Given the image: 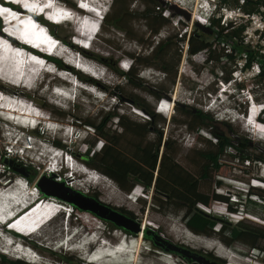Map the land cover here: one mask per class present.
<instances>
[{"label": "rangeland", "instance_id": "1", "mask_svg": "<svg viewBox=\"0 0 264 264\" xmlns=\"http://www.w3.org/2000/svg\"><path fill=\"white\" fill-rule=\"evenodd\" d=\"M55 1L57 5L75 7L77 0ZM97 1L92 0L89 3L97 8L103 7L102 9H92L88 6V1L81 4L86 9L95 11V18H89L88 22L93 30L98 27L88 48L84 49L85 60L81 64L85 69L78 70L85 77H76V86L55 78L54 75L46 77L47 80L54 79L49 82L53 87L64 88L67 92L64 93L65 96L56 93L54 95L52 89L49 90V83L29 90L0 79V89L4 93L13 91L19 96L22 95L21 98L26 97L44 113L43 116L48 117L44 118L46 120L37 121L38 125L34 129L21 121V115L17 120V114H13L16 119L10 118V121L4 116L0 117V182L5 186L2 191H6L4 196L8 195L7 190L20 191L17 185L27 186L28 191L34 193L35 183L40 176L49 177L50 172H53L56 181L63 182L75 191L93 196L99 202L138 220L140 226L144 224V228L157 231L160 238L176 246L187 247L201 255H210L217 258L215 261L224 264H264L262 239L257 241L255 247L251 246L249 239L234 242L233 247H229L217 234L195 233L183 221V208L175 204L158 208L153 190L160 156L164 143L168 140L174 161L198 180L199 191L210 199L208 205L199 204L198 208L217 219L218 223L213 229L215 232L220 229L222 237L228 238L227 228L235 224L254 233L258 230L264 231V161H241L235 151L227 150L219 157L220 167L210 169L207 177H201L202 165L205 163L201 152L217 149L214 131L237 134L241 140L249 137L252 144L264 143V122L260 120L264 119V112L261 110L264 105V76H257L256 71L260 64L264 65V61L255 58L251 67L241 68L244 55L234 47L235 40L227 37L218 39L213 33L225 28L227 22L242 24L239 34L242 41L239 43L264 54V0H224L226 5H220V8L218 4H222L221 0H101L100 5ZM175 5L184 9L183 12ZM157 9L164 17L161 22L157 16L148 14L149 10ZM77 12L81 13L79 10ZM146 12L149 15L147 17ZM103 15L108 20L118 18L115 22L117 26L110 25L105 20L100 21ZM219 18L220 26L217 28L214 22ZM59 25L56 35L70 43L72 35L85 29L81 22L77 25L62 21ZM198 27L208 34L206 40L209 47L190 55L188 40ZM181 35L183 39L180 38ZM78 37L76 35L72 39L85 43ZM159 43L164 44L156 51V57H152ZM92 56L102 58L103 62ZM121 62L124 66L129 65L128 69L122 68ZM115 65L123 71L133 68L140 85L135 86L127 78L118 75L113 70ZM31 66L29 68L33 69L34 66ZM226 75H231L230 84L224 83L222 79ZM235 83L243 87L242 92L236 88ZM88 89L93 91L88 92ZM155 95L163 97L156 98ZM250 98L253 106L248 111ZM133 99L141 101L155 115L148 116L145 111L136 108L132 103ZM163 101L169 102V105L157 110L158 103ZM187 107L209 112L218 122L208 128L198 127L196 121L186 112ZM245 109L246 113L243 114ZM114 112L123 116L124 122L129 126L127 131L121 132L118 118H109V114ZM102 121L105 122L104 132L110 137H116L115 149L124 156L136 157L139 148L146 144H157L158 156L147 191L139 184L135 185L136 190L125 191L82 159L90 146L94 145L92 149H99L104 143L103 138H96V133L89 124L93 122L98 125ZM64 129H68L69 135L71 131V135L64 134ZM55 141L66 143L67 148L57 147ZM248 150L254 156L263 154L255 145ZM2 157L5 163L11 164L12 161L19 160L26 165L27 170L19 168L24 173L23 176L4 167ZM64 159L68 163L71 161V164H67L71 168H66ZM55 166L57 172L52 171L56 169ZM28 169H34L37 175L26 184L25 180L31 173ZM76 170L83 171V174L75 177ZM17 178L24 182L13 186ZM85 181L86 184L83 185ZM216 193L227 197L229 202L226 199H214L213 195ZM38 194L41 196L40 192ZM44 199L45 203L42 201L39 206L46 211L43 215L47 214V220L41 224L47 228L46 234L44 231L32 232L35 226L33 228L28 225L26 229H19L12 225L13 229L21 233L31 232L22 239L33 245L34 252L30 253L24 245H15V250H12L0 244V253L13 259L15 264H31L23 261L26 257L19 254L17 248L22 253L33 254L35 260L32 264H60L63 262L60 257L68 258L71 261L69 264H119L117 262L122 259L118 260L117 257L89 261L95 263L85 260L88 261L87 258L97 249L99 240L105 239L108 244H118L117 239L123 236L121 233H125L123 230L111 227V224L93 217L90 212L72 208L60 200ZM24 221L18 222V225L24 224ZM0 231L1 238L8 240L5 228ZM72 232H76L74 240L65 244L64 238ZM126 235L121 238L124 245H131L136 241L137 235L141 238L137 264H189L181 256L164 252L152 245L141 233ZM93 238L98 241L85 250V253L81 254L76 250L83 245L84 240ZM17 256L20 258L17 259ZM132 258V254L128 257L126 255L123 258L125 263H122L131 264ZM196 263L201 264H193Z\"/></svg>", "mask_w": 264, "mask_h": 264}, {"label": "trees", "instance_id": "2", "mask_svg": "<svg viewBox=\"0 0 264 264\" xmlns=\"http://www.w3.org/2000/svg\"><path fill=\"white\" fill-rule=\"evenodd\" d=\"M117 1V0H113ZM222 4L219 2L218 8L220 5H226V1L221 0ZM158 8L160 9L159 5L157 4ZM148 14L155 15L157 18L161 20L164 17L161 15L160 10H149ZM146 12V17L149 16ZM43 21L47 27L49 28L50 32L56 36L59 40L69 44V41H65L59 38L55 31L60 26L59 24L50 23L43 18H39ZM105 20L110 25L117 26L115 23L118 18H111L106 19L103 16L102 21ZM220 18L214 22L216 27L219 28ZM238 27L240 29H238ZM243 28L242 24L237 25L234 24L232 21L227 22L225 28L220 29L218 32H213L218 39L220 38H233L235 40L234 47L236 50L241 54L244 55V63L241 68H249L251 67L255 58H261L264 61V54L259 50L255 51L254 48L242 46L239 42L242 39L239 37L241 29ZM198 30L195 32L193 31L188 40V53L190 55L195 54L201 50L207 49L209 47V42L206 40L208 34L203 32L201 27L197 28ZM223 30L226 32L223 33ZM183 39V35L180 37ZM237 40V41H236ZM164 43H159L157 49L152 53V57H156V51L159 50ZM79 50L84 54L85 50L83 48H79ZM85 55V54H84ZM94 59L98 60L99 62H103L102 58L98 56H92ZM54 60L58 65L62 66V62L57 58H51ZM113 70L120 76L127 78L131 81L135 86H139L140 83L138 82L139 79L134 75L135 71L132 69L128 71H123L122 69L118 68L117 65L113 67ZM72 71L77 75V77L84 78L85 76L80 73L78 70L72 69ZM257 76L263 77L264 76V65L260 64L259 71ZM133 78L135 80H133ZM224 82H230L231 75L222 76ZM84 80V79H83ZM222 80V81H223ZM241 86V85H240ZM156 98L163 97L162 95H155ZM134 106L142 111H145L148 116L155 115V112L151 109L146 108V106L139 100H132ZM186 110V109H185ZM186 112L188 115L194 119L197 123L198 127H211L214 126L218 120L209 112L202 111L200 109H192L187 107ZM264 112V105L263 110ZM246 113V109L243 111V114ZM109 118L116 117L118 118V123L121 129V132L128 130V125L124 122V118L122 115L117 113H110ZM262 122H264L263 118H260ZM93 127V131L96 133V138L101 137L104 139V143L99 149H95L94 145L90 146L86 150V155L82 157V159L95 170L101 172L102 174L106 175L108 178L112 179L116 182V184L123 190L129 191L132 190L135 185L139 184L143 188V190H148L151 185L152 179V171L155 167L158 152H157V144H153L152 146H145L138 149V155L136 157H127L123 154H120L115 149L117 142L114 140L115 136H108L105 132V122L102 121L101 124H95L93 122L89 123ZM191 128V127H190ZM114 133L116 131H113ZM215 137V144L216 150L215 151H206L201 152V156L205 159V163L202 165V173L201 177L205 178L208 176L210 169H218L220 167L219 157L227 150L235 151L237 157L243 160L249 159H257L259 161H264V143L256 142L252 144L249 137L243 138V140L239 139L237 134H231L229 132H213ZM56 146L58 147H65V144H61L59 141H55ZM257 146L262 151V155L254 156L251 152H249V148L252 146ZM90 154V156H88ZM2 164L4 167L11 169L15 174L23 176L24 173L18 171V168L23 167L27 170V166L24 165L21 161H12L11 164L5 163L4 158H1ZM31 169H28V171ZM37 175V172L32 169L31 173L27 176L26 181H32ZM164 177V178H163ZM38 189V188H37ZM154 197L155 202L158 205V208L163 207L167 204H175L179 208H183V221L185 225L195 233L198 234H217L219 239L229 247H233V243L240 241V240H251L252 247H255L258 240L262 239L264 241V231L258 230L257 233L252 232V230L247 229L245 227H241L239 224H235L227 228L226 235L228 238L222 237V231L219 229L218 231H214L213 229L216 228V224L218 223L217 219L210 216L209 214L204 213L202 210L198 208L199 204L208 205L210 199L201 193L198 189V180L193 177L190 173L186 170L181 168L173 158L172 149L170 145V141H166L164 143V150L161 153L158 172L154 182ZM41 196L44 194L41 192ZM44 197V196H43ZM93 197V196H92ZM214 199H226L229 202L227 197H224L222 194L216 193L213 195ZM95 198V197H93ZM264 198V196H262ZM96 199V198H95ZM251 201L250 199H248ZM232 203V202H231ZM69 206L75 208L72 204L68 203ZM96 218V216L93 215ZM103 221H106L100 218ZM107 222V221H106ZM108 223V222H107ZM110 225V224H109ZM113 227V225H110ZM117 228V227H116ZM120 229V228H119ZM125 233L133 235V232H130L127 229L121 228ZM154 234L158 235L157 231L146 227L142 230V237L145 240H148L152 243V245L158 247L160 250L164 252H168L170 254L179 255L183 258L187 263L193 264L195 261L191 256H184L175 252L173 250L167 249L166 247L157 244L154 237ZM185 248L189 251L191 255L194 256H201L204 259L208 260H217V258L212 257L210 255H201L195 250L189 249L187 247L180 246ZM210 256V257H209ZM19 259V258H17ZM16 260V259H15ZM21 260V259H20ZM60 260L63 263H71V261L66 257H60ZM25 261V260H23ZM27 262V261H25ZM29 263V262H27ZM0 264H15V261L5 254L0 253ZM32 264V263H31ZM198 264V263H196Z\"/></svg>", "mask_w": 264, "mask_h": 264}, {"label": "bare ground", "instance_id": "3", "mask_svg": "<svg viewBox=\"0 0 264 264\" xmlns=\"http://www.w3.org/2000/svg\"><path fill=\"white\" fill-rule=\"evenodd\" d=\"M9 1H14V2H17V3H22L24 5V7L29 10V12H32V13H44L45 11H47V16L49 18H54V20L56 22H61L63 20H66V22H69V23H75V24H79L81 21L79 18H77L75 15V11L74 10H71V8H68L67 6H58L56 1L55 0H49L50 2H53L54 4V8L57 7L58 9L57 10H60L58 11L59 13L56 14L54 12H52L51 10V7H48L47 5L43 6V3L45 0H9ZM97 1V0H96ZM87 2V1H86ZM90 1H88V4H89ZM101 2V0H98L97 3L99 4ZM100 5V4H99ZM82 7H84L86 9V6H83L81 5ZM78 7V6H77ZM63 9V10H62ZM42 10V11H41ZM65 10V11H64ZM2 11H5V9L1 8L0 7V13L1 14H4ZM66 12V13H65ZM74 14V15H73ZM22 17L20 16L19 18L17 17H13V18H8V21L6 23L10 24L12 23L14 20L16 19H21ZM17 20V21H18ZM70 20V21H69ZM198 21H201L199 19H197ZM18 27L20 28L21 27V30H17V34L15 36H18V38H20V40L24 41V42H29L30 45H33L35 47H38L39 45H37L36 43L37 42H42L40 41V39L44 40V51H49L50 49H52V53L53 54H57V53H60L61 54V49L57 46L54 47V40H52L51 38H47V36L40 30L41 27L39 26H35L32 22H31V19H23L20 21ZM10 27L6 28V30H9ZM34 36H36L37 38H35ZM60 44V43H59ZM0 53H7L9 55V57L11 58H6L4 62H1L0 61V79L10 83L11 85L13 86H23L25 87V89H33V88H38V86L42 85L44 86L45 84H48L50 81H53L54 79H50V80H47V76L49 75H54L53 77L55 78H59V79H63L64 81H66L67 83L73 85V82L69 79V77L63 75V74H68V72L66 71V73L64 72H59V73H56L57 71L59 70H54L56 72H52L49 70L48 67H44L46 66V64H43L42 67L40 68V65H38L35 61H37L36 58H14V55L11 53V52H8V51H5L4 49H1V45H0ZM71 64L74 65L73 63L76 64L77 67L83 69L84 67L82 66L81 62L80 61H76L75 59L73 58H70L69 59ZM23 61L25 63V66H23ZM70 62L67 63V64H63L65 67L67 68H70ZM11 63H12V66H11ZM31 64H34L33 66L37 68L36 70V74H34V70L33 72L30 70H28V67L31 65ZM36 64V65H35ZM84 65V64H83ZM83 67V68H82ZM87 67V66H86ZM24 68V70H23ZM13 69V70H12ZM31 69V68H30ZM38 69H41L40 71ZM85 69V68H84ZM61 75V76H60ZM94 82V81H93ZM30 85V86H29ZM49 86H50V89H53L54 87H57L56 89H53L56 93V95H60V96H65L64 93L66 94L67 92L65 91L64 88L62 87H58V86H54L49 83ZM76 86V85H74ZM83 87V86H82ZM93 89V88H92ZM92 89H88L87 91L88 92H92L93 90ZM30 90V89H29ZM0 91H2L4 93V91L2 89H0ZM6 91V90H5ZM10 92V91H9ZM7 92V93H9ZM54 93V95H55ZM70 94H72V92L70 91L69 92ZM11 94H16V92H13ZM18 96V95H17ZM20 97V100L18 99H8L10 102L8 103V100H4L3 99H0V101L3 102V104H5V106H9V107H15L13 110H7L6 112H9L11 115L13 114H17L15 116H17V120H19V115L23 116L21 118V121L22 122H25L27 121V119L30 117H33V115L29 112V110H32V105H34L33 103H31V105L29 106L30 103L28 102H25V99L21 98V96H18ZM12 98V97H11ZM24 102V103H22ZM24 105V106H22ZM37 107V106H36ZM2 111H4L3 108H0ZM5 112V111H4ZM1 115H3L5 117V119L7 121H10V116L9 117H6L4 115V113H0ZM39 114H40V111H39ZM45 118H48V117H45ZM14 119V118H12ZM36 120H39L40 117H37L35 118ZM34 119V120H35ZM27 124V123H26ZM48 151V150H47ZM46 151V152H47ZM55 153V151H54ZM51 156V155H50ZM44 157V155H43ZM51 159V158H50ZM56 159V158H55ZM60 159V158H59ZM52 160V159H51ZM48 164V163H47ZM57 165V164H56ZM67 169L68 168H71V165L69 167V165H66ZM52 167V166H51ZM50 167V168H51ZM54 167V166H53ZM72 167H75V166H72ZM56 168V166H55ZM76 168V167H75ZM74 168V169H75ZM77 169V168H76ZM86 170V169H85ZM50 171V170H49ZM52 171L54 172H57L58 169H53ZM86 173V172H85ZM92 173V172H91ZM90 173V174H91ZM94 173V172H93ZM76 176L75 177H78V174L82 175L83 174V171L81 170H76L75 172ZM88 174V172H87ZM86 174V175H87ZM89 174V175H90ZM85 175V174H84ZM95 175V173H94ZM98 176V175H97ZM89 177V176H88ZM92 179H94L92 177ZM91 179V180H92ZM87 180V179H86ZM24 182V180H21L19 178H17V181H15V183H13L14 185L13 186H16L17 184ZM75 181V180H74ZM98 181V180H97ZM106 182V181H105ZM86 184V181L83 183V185ZM99 184V183H98ZM106 184V183H105ZM77 185H82V184H77ZM5 187V186H4ZM17 188L20 189V191H17V192H14L12 190H7V193L8 194L7 196L5 195L4 196V193L6 192H2V196L0 194V208L1 209V212L0 213H6L4 214L3 216H0V220L5 221V223H8L12 220H14L17 216H19L22 212H24L25 210L29 209L32 204H35L36 202L33 201L31 199V194L35 197V196H38V193L36 191L35 192V195L33 193H31L30 191H28L27 187H23V186H18L17 185ZM84 188V187H83ZM109 188V187H108ZM107 188V189H108ZM34 189V188H33ZM26 190V191H25ZM32 190V188H31ZM110 191V190H109ZM12 192V194H11ZM33 192V191H32ZM86 192V191H85ZM112 192V191H111ZM111 192H109V195H111ZM10 193V194H9ZM113 193V192H112ZM30 196V197H29ZM25 200V201H23ZM19 201V202H18ZM28 201L27 205H26V208L25 209H19L17 212L18 213H15L14 214V217L12 218H9L12 214L10 213V211H12L13 208H16L17 206H19V204H23L24 202ZM31 201V202H30ZM16 204V205H15ZM70 207H68L69 209ZM63 209V208H62ZM87 212V211H85ZM45 213V212H44ZM89 213V212H88ZM47 214L43 215V217H46ZM93 215V214H92ZM27 214L22 216L20 219H18L17 221H15V223L17 224H13V225H16L15 227H19L20 228H23V229H26L28 227V225H30L31 227L34 228V226H36V224L39 223V221H34V217H32L31 219H29L28 221L26 220L27 218ZM50 217V216H49ZM25 220V221H24ZM20 221H24V224H19L18 225V222ZM34 221V222H33ZM45 223V222H44ZM13 227V226H12ZM0 229H2V225L0 224ZM15 229V228H14ZM37 231L39 232H42L44 231V233L46 234L47 232V228L44 227V225H41L38 227ZM37 231L35 233H37ZM46 231V232H45ZM70 231V229H69ZM76 231V230H75ZM5 232V231H4ZM77 232V231H76ZM76 232H72L70 235L69 233L67 234V240L65 242L69 244V242H71V240L76 236ZM140 234V231L138 232ZM7 234V233H6ZM43 235V234H42ZM121 235H123L121 233ZM53 236V235H52ZM57 236V235H56ZM87 236V235H86ZM124 236V235H123ZM143 236V235H142ZM120 238V237H119ZM74 240V239H73ZM118 240V244L116 242V244L113 246L112 244H108L106 243L105 240L101 241L103 243L102 246H100L101 248L97 249L93 252L92 256L90 258H87L88 261L92 260V261H103L105 258L107 257H112L113 259L115 257H117V259H122L121 261L119 260V264H121L122 262L125 263V260L123 261V258L124 256L127 255H131L133 256L131 260V264H137V260H138V257H139V248H140V236L137 235L136 236V241L132 242V244L130 245H124V243L119 242L120 239H117ZM6 240L2 239L1 236H0V244L7 248L5 246V242ZM85 242L83 243L82 246H79L77 247L76 250L80 251L81 254L85 253L84 251L87 250L89 247H91L96 241H98V239L96 238H93V239H89V240H84ZM3 243V244H2ZM13 243L9 244V245H12ZM128 244V243H126ZM108 245V247H106ZM18 250V249H17ZM74 250V249H73ZM20 253H22L20 250H18ZM90 253V252H89ZM113 254H115V256H113ZM130 257V256H129ZM231 258V257H230ZM128 259V258H127ZM230 261V260H229ZM228 261V262H229ZM122 263V264H123ZM130 264V263H129ZM229 264V263H228Z\"/></svg>", "mask_w": 264, "mask_h": 264}, {"label": "water", "instance_id": "4", "mask_svg": "<svg viewBox=\"0 0 264 264\" xmlns=\"http://www.w3.org/2000/svg\"><path fill=\"white\" fill-rule=\"evenodd\" d=\"M175 7H177L180 12H183L184 10L178 7L177 5H175ZM18 171H20L19 168ZM35 185L38 188V191L44 194L43 198H47V199L52 198L54 200H58V201L60 200L67 204L70 203L77 209L90 212L91 214H93L98 218H102L108 221L110 220L114 222L115 225H118L123 229H127L130 232H133L134 234H138V232L140 231L142 235L144 224L140 226L138 220L130 218L128 215H125L123 213L114 210L113 208L99 202L98 200H96L91 196L85 195L81 192L71 189L63 182L56 181V179L53 177V173H51L49 177L45 175H41L39 180L35 183ZM153 237L157 242V244H160L166 247L167 249L178 252L181 255L191 256L195 260V262H200L201 264H224L217 262L215 260L204 259L201 256L191 255L189 251L186 250L185 248L176 246L173 243L169 242L168 240L160 238L159 235L155 234L153 235Z\"/></svg>", "mask_w": 264, "mask_h": 264}, {"label": "clouds", "instance_id": "5", "mask_svg": "<svg viewBox=\"0 0 264 264\" xmlns=\"http://www.w3.org/2000/svg\"><path fill=\"white\" fill-rule=\"evenodd\" d=\"M103 19V18H102ZM102 21V20H101ZM48 22H50V21H48ZM50 23H52V22H50ZM128 67H129V65H127ZM122 68H124L123 66H121ZM126 67V66H125ZM128 67L127 68H124V69H128ZM235 86H236V88L238 89V90H240L241 92H242V90H243V87H241L239 84H237V83H235ZM165 105V103H164V101L163 102H159L158 103V105H157V110L158 109H162V107ZM261 110H263V108H261ZM261 110H259V112L261 111ZM71 124H73L71 121H69ZM64 143H65V141H64ZM58 147V146H57ZM60 148H67V146H66V143H65V147H60ZM36 187V186H35ZM134 190H136V187L135 188H133ZM132 189V190H133ZM236 202H238V201H236ZM122 234H125L126 235V233H122ZM32 247H33V245H32ZM30 263V262H29ZM63 263V262H62ZM63 264H69V263H63Z\"/></svg>", "mask_w": 264, "mask_h": 264}, {"label": "flooded vegetation", "instance_id": "6", "mask_svg": "<svg viewBox=\"0 0 264 264\" xmlns=\"http://www.w3.org/2000/svg\"><path fill=\"white\" fill-rule=\"evenodd\" d=\"M109 224H111V225H113L115 228L117 227V228H122V227H119V226H117V225H115L113 222H110V221H108V220H106Z\"/></svg>", "mask_w": 264, "mask_h": 264}, {"label": "built area", "instance_id": "7", "mask_svg": "<svg viewBox=\"0 0 264 264\" xmlns=\"http://www.w3.org/2000/svg\"><path fill=\"white\" fill-rule=\"evenodd\" d=\"M199 20H200V19H199ZM202 24H203V23H202ZM256 68H257V66H256ZM256 71H257V73H258L259 68H257ZM34 188L37 189V187H35V186H34Z\"/></svg>", "mask_w": 264, "mask_h": 264}]
</instances>
